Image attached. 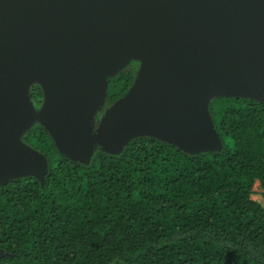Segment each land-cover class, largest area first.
I'll use <instances>...</instances> for the list:
<instances>
[{
    "label": "water",
    "instance_id": "1",
    "mask_svg": "<svg viewBox=\"0 0 264 264\" xmlns=\"http://www.w3.org/2000/svg\"><path fill=\"white\" fill-rule=\"evenodd\" d=\"M132 59L133 87L91 135L107 78ZM219 95L264 103V0H0V185L43 179L44 158L18 142L36 121L84 164L95 144L115 154L144 135L218 151L206 104Z\"/></svg>",
    "mask_w": 264,
    "mask_h": 264
},
{
    "label": "trees",
    "instance_id": "2",
    "mask_svg": "<svg viewBox=\"0 0 264 264\" xmlns=\"http://www.w3.org/2000/svg\"><path fill=\"white\" fill-rule=\"evenodd\" d=\"M140 61L107 78L91 121L133 87ZM35 113L40 85L28 88ZM206 112L218 151H184L144 135L115 154L94 145L84 164L63 155L34 122L18 142L42 156L43 179L0 185V264H264V103L210 98Z\"/></svg>",
    "mask_w": 264,
    "mask_h": 264
},
{
    "label": "rangeland",
    "instance_id": "3",
    "mask_svg": "<svg viewBox=\"0 0 264 264\" xmlns=\"http://www.w3.org/2000/svg\"><path fill=\"white\" fill-rule=\"evenodd\" d=\"M252 191H253L252 199L264 207V199L261 196L262 190L259 188L257 182L254 184Z\"/></svg>",
    "mask_w": 264,
    "mask_h": 264
}]
</instances>
